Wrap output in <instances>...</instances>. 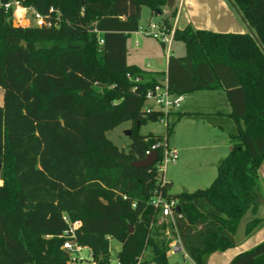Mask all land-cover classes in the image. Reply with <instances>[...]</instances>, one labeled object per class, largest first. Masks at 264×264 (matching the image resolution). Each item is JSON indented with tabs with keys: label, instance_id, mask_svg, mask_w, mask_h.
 <instances>
[{
	"label": "trees",
	"instance_id": "1",
	"mask_svg": "<svg viewBox=\"0 0 264 264\" xmlns=\"http://www.w3.org/2000/svg\"><path fill=\"white\" fill-rule=\"evenodd\" d=\"M5 3L11 0H0ZM41 14L58 12L51 26H13L0 8V264H67L61 234L79 221L75 241L106 260L108 237L121 242L120 264H170L176 235L185 254L207 255L234 245L241 218L249 234L261 222L264 185V0H231L255 33L212 31L186 25L173 39L184 55L169 54L166 82L173 93L221 89L235 131L209 186L170 195L157 163L134 167L164 134L140 133L164 113L142 111L145 91L159 72L126 62V40L138 30L141 7L171 27L167 0H18ZM54 21L57 13L49 14ZM103 42H98V36ZM217 123L221 112H179ZM129 121L130 142L119 149L107 131ZM159 150V149H158ZM159 188L177 201L172 220L160 218L148 199ZM125 196V197H123ZM132 203L134 207H132ZM66 218V220L64 219ZM227 264H264V240Z\"/></svg>",
	"mask_w": 264,
	"mask_h": 264
},
{
	"label": "rangeland",
	"instance_id": "2",
	"mask_svg": "<svg viewBox=\"0 0 264 264\" xmlns=\"http://www.w3.org/2000/svg\"><path fill=\"white\" fill-rule=\"evenodd\" d=\"M211 6H215L220 10V13H226L225 8H223L222 4H220L219 0H209ZM182 7L184 9L191 8V6L196 5V10L201 9L205 4L203 2H200L199 0H182ZM222 2L225 4L227 3V8L230 9V11L233 12V16L235 19L239 20L240 23L244 26L240 18L238 17L235 9L232 7V4L228 0H222ZM174 6V5H173ZM172 6V8H173ZM183 9L178 13L180 14ZM191 11V10H190ZM168 12L167 8H164L163 12L161 14L157 13H151V11L146 7H141L140 17H139V27L135 34H131L127 38L126 43V61L128 63H137L138 65L144 66L148 61L150 64V67H155L154 62H152V59L155 55H160L159 60L162 61L161 68H164L163 62L165 61L164 55L166 54H173V55H184L185 48L184 44L179 39H173L172 44L169 50H166V47H163L160 43L158 38H155L153 36H148L145 34V29L148 27L151 23H158L161 22L162 18L166 15ZM176 14V13H175ZM15 17H12V20ZM171 21L174 19V17L170 18ZM204 26H195L198 28H203L207 30H211L214 28V26H210L208 28H205L206 26L210 25L211 21L208 18H202ZM15 26H20L16 20H14ZM13 23V22H12ZM22 25L25 24L24 22L21 23ZM201 25V24H200ZM219 29V28H217ZM215 30L212 31H221V30ZM245 26L241 28L240 32H247L245 30ZM233 32H239V30L233 29ZM100 36V35H99ZM98 36V38H99ZM137 39L139 42V45L137 47H134V40ZM162 56V57H161ZM155 76H159L157 73ZM219 92V91H218ZM221 92V91H220ZM221 94V93H220ZM2 95L3 91L0 88V102H2ZM188 95V94H187ZM186 95V96H187ZM185 99V96H184ZM183 102L181 105H183ZM180 105V106H181ZM164 119H166L167 122H170L172 119L175 118V115H168L163 116ZM175 126V125H174ZM234 127V122H233ZM131 123L129 121H125L115 128L107 131L106 136L108 139H110L119 149H126L127 145L130 142L129 136L125 133L126 130H130ZM232 129V123L226 124L225 127L219 131H217V135H210V133L201 131L199 129H193L187 125V123H184L182 121L178 127H173V131L167 138V145L173 148L176 151L177 158L174 163L169 162L164 169V177L170 181V186L168 188V193L170 195H176L181 192H192L199 188H205L210 185L212 180L214 179L216 175V168L218 163L221 159H223L227 153L230 150V142L228 139V132ZM233 131H235V128H233ZM140 133H148L152 132L153 134H164L165 133V124L161 122H147L144 125H142L139 129ZM263 185L264 181L261 180ZM259 216H263V212L257 214ZM250 219V213H246L240 220L239 227L237 229V232L235 234V243L234 248L235 249H243L247 250L254 245H256L259 242H255V244H249L250 246H247V248H242L243 243L246 242L249 243L255 240H257L261 235L264 233L261 230H264V225L258 229V231L253 232L252 234H245L244 233V226L246 222ZM169 237L171 241L174 239V235L169 234ZM256 237V238H255ZM261 242V241H260ZM245 244V243H244ZM108 245H109V254L108 259L110 264H116V255L117 252L120 250L121 242L112 237H108ZM232 248V247H231ZM233 249H228L225 252H232ZM241 251V250H240ZM219 252V251H218ZM224 252V251H223ZM215 254H224V253H215ZM77 259L81 257H87L88 251L83 249L81 250L77 255H73ZM166 256L168 259V262L170 264H195L186 254L184 251H178V252H166ZM211 256V255H209ZM206 257L204 264H222L223 261L226 260L225 264H227L232 258V256L226 255L224 258L219 255H214L213 257ZM210 258V259H209ZM69 264H81V261L79 260H70L68 262ZM67 263V264H68Z\"/></svg>",
	"mask_w": 264,
	"mask_h": 264
},
{
	"label": "built area",
	"instance_id": "3",
	"mask_svg": "<svg viewBox=\"0 0 264 264\" xmlns=\"http://www.w3.org/2000/svg\"><path fill=\"white\" fill-rule=\"evenodd\" d=\"M173 8L176 12V17L178 13L180 12L182 8V0H174ZM3 8L5 11L12 9V22L17 21V23L20 26H51L55 25L58 20V12L53 10L52 8L49 9L47 14H41L32 7H25L21 5V3L18 0H11L8 2H1L0 1V8ZM55 12L57 13V16L54 18V21H52V18L50 17V13ZM24 22L25 24H21ZM175 28L171 26L170 28L165 25L164 22H158V23H151L148 25V27L145 29V34L148 36H153L155 38H158L160 43L163 47H166V50H169L172 44L173 40V34H174ZM98 42L101 44L103 42V39L101 36L98 38ZM134 46L138 45V42H133ZM184 99V94L181 93H173L168 89L166 78H162L161 80L156 81L155 84L150 86L146 89L143 105H142V111L145 113H150L153 111H161L164 113V116L167 115L168 112L176 111L180 107L182 101ZM158 122L164 123L165 128L167 125L166 119L160 118ZM167 138L164 136L161 141L156 142L152 144L149 148L145 150V156L150 153L151 150H155L157 152V160L155 161L157 163L158 171L161 173L160 177V183H158L159 187H162L166 184V178L164 177V169L166 168L167 164L169 162L174 163L177 158L176 151L167 145L166 143ZM159 149V150H158ZM125 197V196H123ZM148 203L150 206L154 207L156 210H158V215L160 218H163L165 220H172L174 209L177 207V201L173 198H168L160 191L159 188L155 189L151 195V197L148 199ZM132 207H134V204L132 203ZM66 220V218H64ZM80 225L79 221H74L71 223H68V227L58 236L60 238H63L61 248L65 249L69 255L70 260H79L81 261V264H110L109 259L106 260H97L94 259L92 256L91 251L79 245L75 241V229L78 228ZM173 241L169 243V250L170 252H178V251H184L183 246L181 242L179 241L178 237L174 235ZM87 250L88 256L87 257H79L78 259L74 257L73 255H77L81 250ZM69 260V261H70ZM68 261V262H69ZM67 262V263H68ZM69 264V263H68ZM116 264H120V262L116 259ZM141 264V263H136ZM142 264H153L151 262H145Z\"/></svg>",
	"mask_w": 264,
	"mask_h": 264
},
{
	"label": "crops",
	"instance_id": "4",
	"mask_svg": "<svg viewBox=\"0 0 264 264\" xmlns=\"http://www.w3.org/2000/svg\"><path fill=\"white\" fill-rule=\"evenodd\" d=\"M186 1L188 2V0H186ZM199 1L203 2L205 4V6H203L199 10L195 9L196 5L191 6V8H186V9H184L182 7L181 8V9H183L182 12L180 14H178L177 17L175 15L174 19L172 21H170L171 26H173L174 28H183L186 25H192L194 27L195 26H204V25H202L204 23L202 18H208L210 20H207V21H211V22H210L209 26L205 25V28H208L210 26H214L213 29H215V30L217 28H219L217 30L222 29L221 31H233V29H234V31L239 30V32H240L241 28L244 27L240 23L239 20L234 18L233 12L230 11L229 8H227L228 5L226 2L224 4L222 2V0H219L220 4H222L223 8H225V10H226V13L224 14V13H220V10H218L217 7L211 6L209 0H199ZM195 2H196V0H195ZM173 4H174V2H173ZM183 4H184V2H183ZM188 5H190L189 2H188ZM169 13H170V11L168 10V12L166 13V15L164 17H166ZM213 29H211V30H213ZM135 33H136V31L130 33L129 35L135 34ZM135 41L138 42L137 39H135L134 42ZM126 43H127V40H126ZM138 45H139V42H138ZM137 46H134V47H137ZM168 55L169 54L164 55L165 61L163 62V64H164L163 69L161 68L162 61L159 60L160 55H155L154 58L152 59V62H154V64H156V65H154L155 67H150L149 61L144 66L138 65L135 62H133V63L130 62L129 64H135L142 69L150 70L153 72L154 71L159 72L158 73L159 76H155V80L158 81V80H161L162 78L166 77V64H167ZM187 94L184 95L185 99H183V101H184L183 105H181L177 111H179V112H212V113L213 112L214 113L221 112L222 115H221L220 119H217V123H210V122L202 119L201 117H193V116H189V115H184L175 123L174 128L178 127V125H180V123L182 121H184V123H187V125H189V127L193 128V129H199L201 131L210 133V135L216 136L218 134L217 131L223 129L226 124L232 123V129L229 130L228 136L230 133L233 132V128H234L233 127V120L229 116L230 106H229L228 101L225 98V93L223 90H221V89L195 90V91L189 92ZM228 139H229V137H228ZM259 176H260V179L264 181V161L262 162V164L259 168ZM261 211L264 214L263 209H260L257 212V214L261 213ZM252 217H253L252 214H250V219ZM259 217L262 219L260 224H258L249 234H252L253 232L258 231V229L264 225V215L262 217L261 216H259ZM238 227H239V225H238ZM238 227H237V229H238ZM261 231L264 232V230H261ZM236 232H237V230H236ZM262 240H264V233L261 235V237H259L257 240H255L253 242H252V240H251V242H249L247 244L245 241L242 242L243 243L242 248H247V246H250L249 244L252 245V244H255V242H260ZM228 249H233V251L232 252H225ZM240 250L235 249L234 246H232V248L230 247V248H227L226 250H223L224 252L223 251H219V252L216 251V252L209 254L211 256H209V255H207V256H209L211 258L214 255H216V256L223 255L221 257L224 258L226 255H228L229 257L232 256L230 258H233L236 254L244 251L243 249H240ZM215 253H224V254H215ZM205 260H206V258H205ZM226 260L227 259H225V261H223L222 264H225Z\"/></svg>",
	"mask_w": 264,
	"mask_h": 264
},
{
	"label": "water",
	"instance_id": "5",
	"mask_svg": "<svg viewBox=\"0 0 264 264\" xmlns=\"http://www.w3.org/2000/svg\"><path fill=\"white\" fill-rule=\"evenodd\" d=\"M228 1L230 2V4H232V7L235 9L238 17L240 18V20L244 24L247 32L250 34V36H252L254 38V40L259 45V47L261 49H263V47L261 46L258 38L256 37V35L253 32V30L250 28V26L246 22L245 18L243 17V15L239 11V9L235 6V4L231 0H228ZM173 2H174V0H167V7L171 8L173 6ZM15 25L16 24L13 22V26H15ZM125 133L127 135H130V130H126ZM156 160H157V152L155 150H151L150 153L147 154L144 158H142L140 160L131 161L130 165L134 166V167H147V166L151 165L152 163H154ZM0 169H1V163H0Z\"/></svg>",
	"mask_w": 264,
	"mask_h": 264
}]
</instances>
